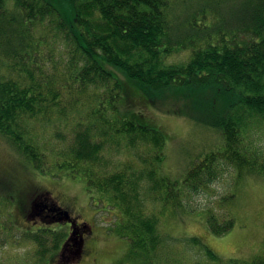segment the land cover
<instances>
[{
  "label": "trees",
  "instance_id": "obj_1",
  "mask_svg": "<svg viewBox=\"0 0 264 264\" xmlns=\"http://www.w3.org/2000/svg\"><path fill=\"white\" fill-rule=\"evenodd\" d=\"M239 1L229 18L218 2L206 0H0V62L12 73L0 76V135L39 174L84 177L89 192L107 196L122 217L112 231L127 243L118 264L160 262L155 256L164 239L159 218L145 213L147 185L164 208L184 211L191 196L207 192L229 168L236 184L264 181V145L258 142L264 132V0ZM181 53L188 59L173 63ZM79 104L89 111L72 118ZM156 111L219 130L225 143L198 156L182 182L172 181L159 171L166 134L144 122ZM68 122L69 138L61 130ZM46 126L58 129L56 142L38 136ZM122 141L128 149L145 145L143 166L126 162L105 174V143ZM3 170L0 250L30 246L27 264H64L76 227L48 226L63 210L58 196L24 189L29 178L20 183L19 173ZM227 201L223 196L222 213L205 210L214 235L235 225ZM20 218L47 224L22 230ZM76 226L88 243L89 230ZM189 242L219 260L199 238ZM230 264H264V254Z\"/></svg>",
  "mask_w": 264,
  "mask_h": 264
},
{
  "label": "rangeland",
  "instance_id": "obj_2",
  "mask_svg": "<svg viewBox=\"0 0 264 264\" xmlns=\"http://www.w3.org/2000/svg\"><path fill=\"white\" fill-rule=\"evenodd\" d=\"M206 1L218 2L220 11L226 13L229 18H233L232 13L240 6L239 0ZM188 57V53H181L172 57V62H184ZM2 63L0 62V76L10 78L12 73ZM131 99L132 94L129 93L124 98L126 106L130 105ZM77 108L79 112L75 111L71 115L72 118L77 113L85 116L89 111L88 106L79 104ZM138 110L137 104L135 111L139 112ZM147 112L152 114L148 110ZM144 122L149 126L160 128L166 134L164 160L159 164V171L161 175L172 181L182 182L198 156L217 150L225 143L219 130L200 125L185 117L171 116L158 111L155 116L148 117ZM69 123L71 122L61 127L68 138L69 129L65 126ZM74 124L75 122L72 123ZM57 131L58 129L53 126L41 127L38 136L42 140L56 142L53 138ZM258 138L260 139L258 142L263 146L264 132ZM67 143L68 141L61 142L60 147H67ZM105 144V149L101 153L105 159L103 168L105 174L120 170L126 162H133L136 168H139V165L143 166L139 153H147L145 145L138 149H128L125 141L121 144L113 142ZM15 162L19 165L18 168ZM0 168L4 169L1 171L3 173L10 169L19 173L20 183L26 182L25 179L29 178L31 183H25L24 189L36 192L43 190L50 192L54 197L58 196L55 201L57 204L70 208L73 215L87 223V229L90 227L93 230V234L87 236L88 251L84 254L82 261L74 263L71 259L70 264H118L125 259L127 243L112 231L117 224L115 222L122 218L121 214L115 207L109 205L110 201L105 200L107 196L102 198L99 192H89L84 177L64 176L61 179H53L49 175L39 174L24 163V159L17 150L1 135ZM22 170L29 175L23 174ZM9 179L12 181L13 177L10 176ZM235 180V171L229 168L226 175L212 184L207 192L191 196L195 198L186 201L187 206L184 211L173 205L164 208L162 203L149 192V185L146 186L143 191L145 213L159 218V231L164 239V244L155 256V259L160 261L159 264H230L232 260L250 261L264 254V181L249 178L241 184H236ZM15 183L18 186L20 184L16 181ZM223 196L228 199L226 206L231 210L235 225L228 233L217 236L211 233L207 226L205 210L211 207L222 213ZM230 196H234L233 199L230 200ZM54 223L56 221L50 222L48 226L60 229L52 225ZM17 224L21 227L20 229L27 230L47 223H40L39 218L29 221L20 218ZM62 227H70V224L62 223ZM194 237L202 240L219 260L212 262L206 258L198 247L189 242ZM29 249H31L30 246L17 245L5 251L0 250V261L3 264H27L31 259L27 253ZM69 256L71 255L67 251L64 260L66 261Z\"/></svg>",
  "mask_w": 264,
  "mask_h": 264
},
{
  "label": "water",
  "instance_id": "obj_3",
  "mask_svg": "<svg viewBox=\"0 0 264 264\" xmlns=\"http://www.w3.org/2000/svg\"><path fill=\"white\" fill-rule=\"evenodd\" d=\"M60 214L64 216V218L61 219L60 221H63V220H64V221H71L68 212H61ZM69 241H70V240H69ZM84 243H85V242L83 241V242L81 243V246H80V247H83V246H84ZM81 251H82V250H80L79 254L81 253ZM80 259H82L81 254H80V257L77 258V261H76V262L81 261Z\"/></svg>",
  "mask_w": 264,
  "mask_h": 264
},
{
  "label": "flooded vegetation",
  "instance_id": "obj_4",
  "mask_svg": "<svg viewBox=\"0 0 264 264\" xmlns=\"http://www.w3.org/2000/svg\"><path fill=\"white\" fill-rule=\"evenodd\" d=\"M80 231H81V228H80ZM92 232V230H90V233Z\"/></svg>",
  "mask_w": 264,
  "mask_h": 264
}]
</instances>
